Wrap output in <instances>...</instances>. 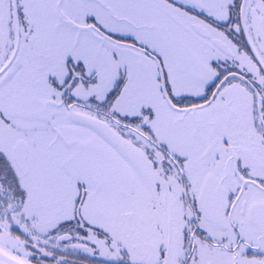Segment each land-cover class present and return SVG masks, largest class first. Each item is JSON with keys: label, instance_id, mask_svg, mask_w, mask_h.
Here are the masks:
<instances>
[{"label": "snow or ice", "instance_id": "snow-or-ice-1", "mask_svg": "<svg viewBox=\"0 0 264 264\" xmlns=\"http://www.w3.org/2000/svg\"><path fill=\"white\" fill-rule=\"evenodd\" d=\"M0 264H264V0H0Z\"/></svg>", "mask_w": 264, "mask_h": 264}]
</instances>
